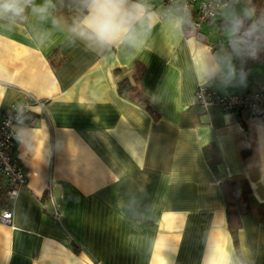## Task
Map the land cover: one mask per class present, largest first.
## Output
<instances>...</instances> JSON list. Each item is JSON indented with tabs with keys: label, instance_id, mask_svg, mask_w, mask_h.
<instances>
[{
	"label": "crops",
	"instance_id": "1",
	"mask_svg": "<svg viewBox=\"0 0 264 264\" xmlns=\"http://www.w3.org/2000/svg\"><path fill=\"white\" fill-rule=\"evenodd\" d=\"M198 36L158 30L132 61L0 34V120L41 103L34 125L14 127L25 185L0 224V264H228L233 249L264 263V123L195 103L203 57L222 39L210 22ZM245 67L246 86L208 88L257 92L264 65ZM138 68L142 101L120 96L117 82ZM237 180L251 213L233 239L221 185Z\"/></svg>",
	"mask_w": 264,
	"mask_h": 264
},
{
	"label": "clouds",
	"instance_id": "2",
	"mask_svg": "<svg viewBox=\"0 0 264 264\" xmlns=\"http://www.w3.org/2000/svg\"><path fill=\"white\" fill-rule=\"evenodd\" d=\"M200 14L222 39L205 53L195 85L246 86L245 65L264 56V6L255 0H204ZM196 26L191 0H0V34L22 30L41 48L60 37L64 47H82L106 60L119 55L133 61L152 47L158 30L187 36ZM152 50L164 54L161 48ZM153 99L162 100L163 94ZM21 109L16 108L23 122L26 109ZM30 135L25 128L18 131L22 141ZM228 264L246 260L233 249Z\"/></svg>",
	"mask_w": 264,
	"mask_h": 264
},
{
	"label": "built area",
	"instance_id": "3",
	"mask_svg": "<svg viewBox=\"0 0 264 264\" xmlns=\"http://www.w3.org/2000/svg\"><path fill=\"white\" fill-rule=\"evenodd\" d=\"M192 5L196 4L194 17L197 26L194 27L187 35H194L198 38V30L204 22L208 20L202 18L200 7L204 0H191ZM186 36V37H187ZM195 103L203 110L208 107H218L222 112H230L241 115L244 118L260 121V115L264 112V86L255 93H240L234 95H222L213 90L198 87L195 90ZM33 106H41L36 100H29L25 103L12 107L4 114L0 120V175L4 178L7 186L6 196L9 202L18 195L19 190L25 185V176L22 168L17 164L14 153L17 144V135L14 130L15 126L28 125L35 123L34 115L31 112ZM26 109L24 120L21 122L19 113L16 108ZM58 218L57 213L55 214ZM12 220L11 208L0 211V224L10 225Z\"/></svg>",
	"mask_w": 264,
	"mask_h": 264
},
{
	"label": "trees",
	"instance_id": "4",
	"mask_svg": "<svg viewBox=\"0 0 264 264\" xmlns=\"http://www.w3.org/2000/svg\"><path fill=\"white\" fill-rule=\"evenodd\" d=\"M259 6H264V0H255ZM253 61V60H249ZM264 65V56L256 60ZM141 69L138 68L130 77H125L117 82V93L130 100L142 101L140 93ZM260 120L264 123V112L260 115ZM4 178L0 175V211L10 208V203L6 196L7 186ZM222 192L225 199L226 222L229 233L235 239L241 227V219L251 213V192L245 181H229L223 183ZM259 218L264 223V205L259 210ZM264 264V263H263Z\"/></svg>",
	"mask_w": 264,
	"mask_h": 264
}]
</instances>
